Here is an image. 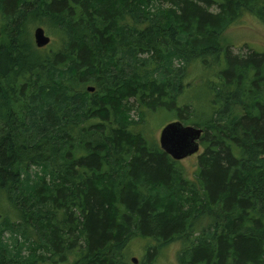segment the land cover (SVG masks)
<instances>
[{
    "label": "trees",
    "instance_id": "1",
    "mask_svg": "<svg viewBox=\"0 0 264 264\" xmlns=\"http://www.w3.org/2000/svg\"><path fill=\"white\" fill-rule=\"evenodd\" d=\"M247 16L264 0H0V264L173 242L180 264H264V50L223 43ZM160 112L203 129L191 176Z\"/></svg>",
    "mask_w": 264,
    "mask_h": 264
},
{
    "label": "rangeland",
    "instance_id": "2",
    "mask_svg": "<svg viewBox=\"0 0 264 264\" xmlns=\"http://www.w3.org/2000/svg\"><path fill=\"white\" fill-rule=\"evenodd\" d=\"M1 24V19H0ZM52 39H55L53 34L47 32ZM223 43L232 47L233 53H247L252 49L264 50V24L253 16L244 17L239 25L230 27L223 35ZM193 73H196V71ZM201 73V71H198ZM238 113H241L239 111ZM171 118L165 112L158 113L151 121V132L159 139L162 127ZM196 156L188 157L182 161V165L185 167L189 175L196 168ZM9 235V234H8ZM147 239L140 237H133L126 249L125 254L131 260L136 257L138 261L142 260L146 255L148 248ZM181 245L179 242H173L163 248L160 253L157 254L154 264H180L178 261V253ZM138 263V262H137ZM38 264H52L49 260L45 262H39Z\"/></svg>",
    "mask_w": 264,
    "mask_h": 264
},
{
    "label": "water",
    "instance_id": "3",
    "mask_svg": "<svg viewBox=\"0 0 264 264\" xmlns=\"http://www.w3.org/2000/svg\"><path fill=\"white\" fill-rule=\"evenodd\" d=\"M33 35L37 47H45L52 40L42 26H37ZM88 90L93 91L94 87L89 86ZM202 134L203 129L200 127L173 120L162 127L159 143L162 149L175 160H183L199 152ZM132 261L137 263L138 259L133 257Z\"/></svg>",
    "mask_w": 264,
    "mask_h": 264
}]
</instances>
